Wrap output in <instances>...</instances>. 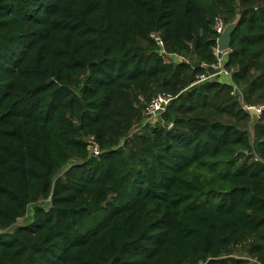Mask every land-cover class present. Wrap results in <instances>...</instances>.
Instances as JSON below:
<instances>
[{"label": "trees", "instance_id": "1", "mask_svg": "<svg viewBox=\"0 0 264 264\" xmlns=\"http://www.w3.org/2000/svg\"><path fill=\"white\" fill-rule=\"evenodd\" d=\"M237 15L224 65L264 103V0H0V231L33 205L0 264L264 262V113L251 145L227 78L195 82L213 19ZM156 30L188 61L164 62ZM160 92L176 97L125 139Z\"/></svg>", "mask_w": 264, "mask_h": 264}, {"label": "built area", "instance_id": "2", "mask_svg": "<svg viewBox=\"0 0 264 264\" xmlns=\"http://www.w3.org/2000/svg\"><path fill=\"white\" fill-rule=\"evenodd\" d=\"M225 26V22L220 16H216L213 19L212 23V29L213 31L218 34L222 32L223 28ZM151 38L157 48V52L159 56L163 59L164 62L170 63L173 59L176 60H184L188 61L186 57H184L182 54L175 53V52H169L165 46L164 40L160 34V31L156 30L151 33ZM213 54L215 55V61L211 64V72L208 74H201L197 75L195 82H201L206 79H211L217 76H224L227 78L230 88V95L233 99H235L238 104L241 106V108L245 111L247 114V124H246V132L249 136L250 144L252 145L254 140V125L257 121L261 119V116L264 113V103L262 102H248L245 98V94L243 89L237 84L233 79V73L236 70V66H225L224 65V57L229 53L230 49L225 52H220L217 49V44L212 48ZM176 97V95H173L169 92H160L154 95L145 105L142 111V118L141 122L138 125L137 128L131 129L129 131V134L126 136L125 139L129 138L132 133L140 132L144 127L154 125L159 117L162 115V113L165 112L166 108L169 106L171 101ZM86 145L88 154L91 157H98L101 154V148L99 147L98 143L95 141V139L90 136L86 138ZM257 158V157H256ZM255 158V159H256ZM49 200L50 198L46 199ZM22 219V218H21ZM241 258H245L250 261V263L257 264H264V262H258L256 259L252 257H246L242 256ZM206 260H199L195 264H206Z\"/></svg>", "mask_w": 264, "mask_h": 264}, {"label": "water", "instance_id": "3", "mask_svg": "<svg viewBox=\"0 0 264 264\" xmlns=\"http://www.w3.org/2000/svg\"><path fill=\"white\" fill-rule=\"evenodd\" d=\"M239 19H240V15H237L233 21L226 23L222 32L216 38L217 49L220 52H225L230 49L231 34L235 30L239 22ZM112 260L113 259H111L107 264H111ZM251 264H257V262Z\"/></svg>", "mask_w": 264, "mask_h": 264}, {"label": "rangeland", "instance_id": "4", "mask_svg": "<svg viewBox=\"0 0 264 264\" xmlns=\"http://www.w3.org/2000/svg\"><path fill=\"white\" fill-rule=\"evenodd\" d=\"M140 122H141V119L135 124V126L133 127V129H135V128H137L138 127V125L140 124ZM247 124V123H246ZM243 128V127H242ZM246 128V126L244 127V129ZM141 132V131H140ZM140 132H133L132 133V135H131V137L133 136V135H135V134H137V133H140ZM130 137V138H131ZM129 138V139H130ZM49 200H41L40 202H38V204H40L41 206H43L45 209L46 208H48V206H49ZM32 206L33 205H29L28 206V208H27V213H26V215L22 218V219H17L16 220V223H15V225H13V227H11V228H8V229H5V230H2V231H0V232H2V233H12L13 232V230H14V228H15V226H18V225H20L21 223H23V222H25V221H27V220H29L30 218H31V214H32ZM101 216V215H100ZM100 216L98 217H95L94 218V220H95V222H93L89 227H86V228H84L83 230H86V229H89V228H91L92 226H94V224H96V222H98V219L100 218ZM235 256H241L242 255V253H241V249L238 247V248H234V253H233Z\"/></svg>", "mask_w": 264, "mask_h": 264}]
</instances>
